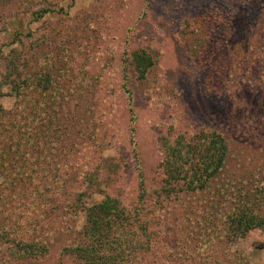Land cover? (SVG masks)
<instances>
[{"label": "rangeland", "instance_id": "obj_1", "mask_svg": "<svg viewBox=\"0 0 264 264\" xmlns=\"http://www.w3.org/2000/svg\"><path fill=\"white\" fill-rule=\"evenodd\" d=\"M141 50L155 59L146 80L137 79L130 63ZM14 52L24 75L15 73L1 85L0 135L20 122L33 136L31 143L0 137V228L26 231L12 222L21 224L23 214L35 220L24 194H43L41 205L51 208L45 206L49 178L56 165L68 167L77 155L87 172L98 170L84 202L101 201L105 191L127 210L136 208L138 166L146 186L154 187L162 137L215 132L227 156L212 190L168 201L160 225H147L152 250L137 253L131 264H264V227L231 235L225 225L246 191L258 187L264 194V77L258 71L264 65V0H0V77ZM46 72L52 77L47 91L31 90L25 78ZM125 80L130 93L122 88ZM53 116L58 120L51 124ZM46 128L63 129L68 137L55 140L58 151L51 147V168L41 156L49 148ZM31 158L29 178L21 164ZM111 165L118 169L108 174ZM77 171L69 169L67 181ZM220 194L223 205H214ZM46 219H36L30 233H50L46 226L55 217ZM62 241L37 264H75L60 255Z\"/></svg>", "mask_w": 264, "mask_h": 264}, {"label": "trees", "instance_id": "obj_2", "mask_svg": "<svg viewBox=\"0 0 264 264\" xmlns=\"http://www.w3.org/2000/svg\"><path fill=\"white\" fill-rule=\"evenodd\" d=\"M44 12L43 10L41 13ZM13 54L15 58H7L6 72L0 77V95L1 85H9L12 75L17 73L18 78L24 75L23 69H20L19 56L16 52ZM130 60L137 79L146 80L155 64V59L141 50L132 53ZM198 61H202L201 56L198 57ZM260 70L263 71L262 77H264V65L258 71ZM44 71L46 70L37 72ZM40 76L33 80L32 77L25 76L26 84L30 85V89L33 91L43 89L46 92L51 86L52 77L50 72L42 73ZM128 84L129 81L125 80L122 87L126 93H130ZM130 112H133L132 107ZM57 120L53 116L49 123H56ZM25 126L26 123L19 122L18 125L15 124L13 131H9L7 128L0 137L5 135L10 139L15 136L18 140L22 138L31 143L32 133L22 132ZM15 130L16 135H14ZM29 130L31 132L33 130L38 139L40 138V134L34 129L29 128ZM132 133L134 134V131ZM22 134H24L23 137ZM43 134H48L47 147L49 148L41 156L44 155L46 165L51 168L48 156L56 154L53 149L58 151L57 148L60 146L56 144L55 140H66L68 137L65 138L63 129L52 131L46 128ZM160 141L162 154V161L158 168L160 178L154 187H147L144 183L143 173L138 166L139 194L136 208L133 209L127 210L119 197L105 191H102L104 196L101 201L95 204H88L81 199V196L96 184L98 175V170L87 172L85 168H82L81 156L77 155L80 159L68 167L62 164L56 165L53 177L49 178L51 183L45 188V194L49 195L48 203L45 206H52L51 208H44V205H41V199L45 197L43 194L38 193L37 198L33 196V193L24 194L28 196L27 199L31 200L29 204L32 206L34 214H37L35 220H38L39 217L42 218V215L44 218L46 215L47 219L55 217L54 223H47L46 226L48 230L51 229L50 233L54 236L51 237L48 231L46 236L40 238L30 233L29 226L37 225L39 222L32 220L28 214H23L20 218L21 224L17 221L6 220V222H12L13 226L23 225L27 229L15 232L0 228V264H37L49 256L52 246L54 247L62 240L63 246L60 247V255L72 259L75 264H131L132 261L134 262L133 258L136 259L137 253L148 254L152 250L153 241L150 238L147 225L153 227L160 225L161 214L170 208L168 201L174 200V198L179 199L187 194L202 195L210 192L212 181L220 174L227 156L226 142L220 134L215 132L201 131L190 138L177 135L173 140L162 137ZM59 151L62 153L61 149ZM135 157L137 165H139L138 152ZM0 159L2 160L1 157ZM32 161L33 158L29 161L24 160L21 164V169H24L28 177L32 175L31 172L34 169ZM46 165H39V168L43 170V177L46 176ZM1 167H4L2 163ZM73 168H77L78 171L76 176L74 173L72 174L70 182L67 181V174L68 170ZM107 169L108 174H113L117 171L118 166L111 165ZM9 180L10 175L7 176V181ZM18 182L22 181L19 179ZM74 184L79 187L75 193L72 188ZM16 187L19 185L16 184ZM82 188L84 191L81 190ZM256 188V192L246 191L243 201L239 200L241 205H234L230 214L227 212L225 215V225L231 235H245L250 231L264 227V194L261 196L258 187ZM64 194L69 196L58 199ZM222 198L221 194L217 195L213 198V204L222 206L220 201ZM236 201L233 200V202ZM80 220H82V225L79 228ZM50 225L53 226L50 227ZM10 229H12L11 226ZM261 247L264 248V244Z\"/></svg>", "mask_w": 264, "mask_h": 264}]
</instances>
